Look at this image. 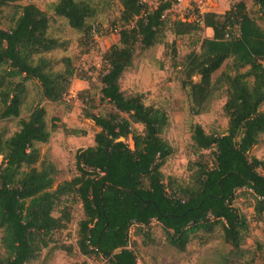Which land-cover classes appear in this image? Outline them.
Instances as JSON below:
<instances>
[{
    "label": "trees",
    "instance_id": "1",
    "mask_svg": "<svg viewBox=\"0 0 264 264\" xmlns=\"http://www.w3.org/2000/svg\"><path fill=\"white\" fill-rule=\"evenodd\" d=\"M23 0H0V118L18 117L26 92L25 82L39 81L45 99L57 102L69 91L77 71L70 58L53 71L43 54L63 47L47 35L49 18L34 4ZM119 16L111 25L118 28L119 44L102 54L100 100L111 106L104 114L94 113L90 96L82 102L90 106L83 115L99 128L94 145L75 154L77 175L52 189L56 166L41 159L36 143L48 142L51 130L46 111L35 107L10 137H0V238L4 256L0 264H27L44 248L55 245V234L72 220L71 209L63 204L58 216L55 207L71 195L81 202L84 218L79 221L76 246L82 255H95L104 264H138L134 235L151 242L150 227L156 220L167 243L180 251L196 235H211L220 227L229 253L243 256L242 246L249 234L247 218L233 205L235 192L251 190L257 220L264 214V161L249 157V151L264 133V29L247 13L243 0L224 13L206 12L202 24L196 20H167L174 0H160L149 8L143 0H117ZM264 18V0H252ZM9 8L7 11L6 9ZM56 15L77 30H84L95 14L89 0H57ZM168 24L173 35H193L210 28L212 36L198 40L182 63L176 61L174 42L169 56L175 67L183 68L182 87L187 89L190 110L199 115L219 87L226 86L223 106L228 118L222 134H208L194 124L192 140L198 150H211L212 161L204 154L190 162L187 185L178 184L161 171L172 148L161 135L169 126V115L161 107L146 105L143 95L126 94L120 85L137 49H148L161 41ZM230 61L229 70L215 80L213 74ZM243 69V70H242ZM242 70V71H241ZM233 73H231V72ZM18 79V80H15ZM133 124L142 126L140 132ZM55 128L56 126H52ZM66 133L77 130L64 128ZM131 139V147L126 140ZM58 248L73 252L68 244ZM228 256L225 257L227 259ZM225 263H227L225 261Z\"/></svg>",
    "mask_w": 264,
    "mask_h": 264
},
{
    "label": "rangeland",
    "instance_id": "2",
    "mask_svg": "<svg viewBox=\"0 0 264 264\" xmlns=\"http://www.w3.org/2000/svg\"><path fill=\"white\" fill-rule=\"evenodd\" d=\"M160 0H143L149 8H154ZM239 0H207L208 11L224 13ZM247 6V13L264 29V18L259 8L252 0H243ZM57 0H23L20 5L34 4L43 10L49 18L47 35L57 39L63 47L43 54L49 60V68L58 71L63 68V59L70 58L77 71L86 74L89 78L76 77L72 80L69 91L60 101L52 102L44 98L42 87L36 79L25 82L26 92L20 105L18 117L0 118V137L6 139L19 130L20 121L28 118L31 111L41 106L46 111L47 126L51 130L48 142H37L41 159L52 162L57 168L52 189L64 180L77 175L75 167V154L78 149L94 145V135L99 128L95 123L83 115L85 105L80 99V92L85 90L83 96H90L97 107L94 113L104 114L111 106L100 100V71L102 69V54L113 44H119L118 28L111 23L120 14L121 5L117 0H89L95 8L93 17L88 18L86 28L77 30L72 28L67 20L54 12ZM175 2V1H174ZM9 8L6 9V11ZM196 11L193 6L173 4L166 13L167 20L186 18L192 21ZM0 26L8 28L7 19L2 18ZM93 25L98 28L97 35L91 36ZM202 36H212L209 28L193 35H173L168 28L164 29L161 41L148 49H137L132 65L127 68L120 85L126 94L143 95L146 105H154L165 109L169 115V126L162 133L172 148L161 171L165 178L171 177L178 184L187 185L190 182V162L204 154L206 159L212 161L211 150H198L192 140L194 124H200L208 134H222L226 131L228 118L223 106L226 101V86L219 87L207 103V110L195 115L190 110V100L187 89L182 87L183 67H175L169 56L171 46L165 45L174 42L176 61L182 63L189 52L198 49V40ZM230 61L213 74L215 80L222 72L229 70ZM243 70V69H242ZM241 70V71H242ZM2 68L0 67V72ZM231 72V71H230ZM233 73V72H231ZM18 80V79H15ZM1 107V104H0ZM264 109V102L261 105ZM52 126H56L53 128ZM64 128L75 129V133H66ZM133 128L140 132L142 126L133 124ZM132 147L131 139L126 140ZM249 157H256L264 161V133L259 136L258 143L249 151ZM2 156H0L1 161ZM264 174V171H261ZM253 197L251 190L238 189L235 192L233 205L247 218L249 234L243 248V256L233 257L229 253L228 245L220 227L211 235L198 234L187 244L185 250L180 251L169 245L165 239L160 224L153 220L150 227L151 242L144 243L142 236L134 235L135 226L131 228V241L136 240L135 248L138 264H264V214L261 220L254 215ZM67 204L72 213V220L68 226L55 234V245L44 248L38 258L27 264H104V259L95 255H82L76 246L78 238L79 221L84 218L81 202L71 195L62 197V203L55 207L54 216H58L60 208ZM2 231L0 229V238ZM61 244L71 245L73 252L67 254L58 248ZM0 255L4 250L0 244ZM228 256L227 259L225 257ZM225 261L227 263H225Z\"/></svg>",
    "mask_w": 264,
    "mask_h": 264
},
{
    "label": "built area",
    "instance_id": "3",
    "mask_svg": "<svg viewBox=\"0 0 264 264\" xmlns=\"http://www.w3.org/2000/svg\"><path fill=\"white\" fill-rule=\"evenodd\" d=\"M176 4L180 5L181 3H185V6H193V8L196 11L195 17L193 20H196L200 24H202V15L206 12H209L207 9L208 2L207 0H174ZM183 20H186V18H183ZM192 20V21H193ZM190 21V20H188ZM98 28L96 25H93L90 29L91 36L95 37L97 35Z\"/></svg>",
    "mask_w": 264,
    "mask_h": 264
},
{
    "label": "crops",
    "instance_id": "4",
    "mask_svg": "<svg viewBox=\"0 0 264 264\" xmlns=\"http://www.w3.org/2000/svg\"><path fill=\"white\" fill-rule=\"evenodd\" d=\"M209 29V28H208Z\"/></svg>",
    "mask_w": 264,
    "mask_h": 264
}]
</instances>
